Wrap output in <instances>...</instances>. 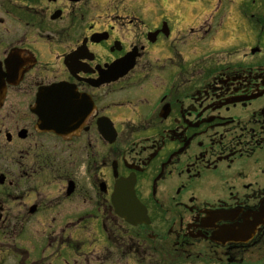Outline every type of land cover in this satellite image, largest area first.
I'll return each instance as SVG.
<instances>
[{
    "label": "flooded vegetation",
    "instance_id": "1",
    "mask_svg": "<svg viewBox=\"0 0 264 264\" xmlns=\"http://www.w3.org/2000/svg\"><path fill=\"white\" fill-rule=\"evenodd\" d=\"M120 2L0 0V264H264L263 2Z\"/></svg>",
    "mask_w": 264,
    "mask_h": 264
},
{
    "label": "water",
    "instance_id": "2",
    "mask_svg": "<svg viewBox=\"0 0 264 264\" xmlns=\"http://www.w3.org/2000/svg\"><path fill=\"white\" fill-rule=\"evenodd\" d=\"M1 68H2V66H1V62H0V106L3 103V100L5 98V93H6V84H5L4 80H3V73H2V69ZM58 92H60V87H56V88L53 89V98H52V101H54V102L55 101H58L59 102L60 96H58V94H57ZM56 108H58V106H55V105L51 108L53 110V113H55V116H56V113L58 112ZM61 120H62V115L59 112L58 118L55 121H61ZM55 125H58V124H55ZM126 184H128V183L127 182L119 183L118 189H119L120 185L125 186ZM134 201H135L136 204H138V202L136 200H134ZM118 213L120 215L125 216L126 219L129 220L132 223H135L134 221L138 220L139 217H140V214L135 215V216H133L131 214H123L122 213V209L120 207H118Z\"/></svg>",
    "mask_w": 264,
    "mask_h": 264
},
{
    "label": "rangeland",
    "instance_id": "3",
    "mask_svg": "<svg viewBox=\"0 0 264 264\" xmlns=\"http://www.w3.org/2000/svg\"><path fill=\"white\" fill-rule=\"evenodd\" d=\"M108 1V3H109V6H111V5H118V4H120V6H118V7H122L121 6V2H120V0H107ZM259 1H262L263 2V5H262V8H264V0H258V2ZM246 3H248V0H246ZM104 4V3H103ZM45 226H42V225H37V235H38V237H40V238H42L40 235L43 233V228H44ZM72 229V228H71ZM71 242L72 243H77V241H72L71 240ZM72 243H71V245H72ZM69 254H70V263L71 264H73V260L75 259V253L72 251V250H70L69 251ZM5 264H14V260H13V258H8V259H6V262H5Z\"/></svg>",
    "mask_w": 264,
    "mask_h": 264
}]
</instances>
